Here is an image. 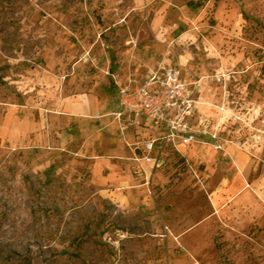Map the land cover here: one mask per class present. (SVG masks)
Wrapping results in <instances>:
<instances>
[{
  "label": "rangeland",
  "instance_id": "374dc122",
  "mask_svg": "<svg viewBox=\"0 0 264 264\" xmlns=\"http://www.w3.org/2000/svg\"><path fill=\"white\" fill-rule=\"evenodd\" d=\"M169 64L200 86L213 125L233 122L230 130L252 140L261 179L252 191L255 212L225 217L193 258L182 256L161 221L154 228L136 207L112 205L101 190L108 169L99 165L96 172L91 162L117 148L108 118L116 84L139 83ZM227 73L226 85L215 82ZM83 98L95 111L71 122L69 103ZM245 103L258 116L253 126L220 113ZM258 135H264V0H0V264H186L188 258L264 264ZM120 160L113 161H130V176L119 191L135 194L143 184L137 173L147 166L131 153ZM203 170L176 164L163 172L166 179L150 180L156 203L165 188L171 205L189 197L195 214L203 208L194 216L201 219L211 180L200 176Z\"/></svg>",
  "mask_w": 264,
  "mask_h": 264
},
{
  "label": "crops",
  "instance_id": "0c3cea01",
  "mask_svg": "<svg viewBox=\"0 0 264 264\" xmlns=\"http://www.w3.org/2000/svg\"><path fill=\"white\" fill-rule=\"evenodd\" d=\"M169 65L174 66L173 64ZM144 79L145 78H143V80ZM141 81L142 80H140V82ZM201 94L199 86L200 101H202ZM202 102L203 104L199 106V110L196 113L195 121L199 122L200 120L199 123H201L202 126L211 130L218 125L221 135V144H223L224 148L223 151H213L210 145L200 143L191 146L177 144L176 148L171 145L165 148L161 154L155 152L153 156L155 160H158L157 167L153 168L152 165L145 169L143 167L144 171H139L137 173L138 180H140V183H143L141 186L142 189L136 191L135 194L130 192L129 195L128 193L127 195L121 194L119 190L123 185L128 183L127 181L130 176V161H128V163H117L113 160H128L130 159V153L134 156L141 157L143 154L144 142L161 136L162 131L150 129L154 131V133L147 135L144 131L141 133L137 130H128L127 133L122 134L119 132L117 123L113 122V128H115L119 135L117 139V148L111 150L108 156L106 158L102 157L99 162H97V160H91L94 165V171L97 172V170H99V165L108 169V173L103 177V186L101 190L106 194V197L109 198L111 204H115L118 208L121 207L122 209L136 207L137 210H141L144 215L147 216L146 220L148 224L154 228H159L160 225H158V222L161 221L166 228L171 229L170 236L172 237V242L173 240L176 241L182 247V250L187 253H182V256L185 258H187V256H190V258L195 257L196 252L200 248L199 243L206 239L209 240L212 233L220 228L221 224L224 226L226 224L224 220L225 217L231 215L241 217L246 214L249 218L250 216L248 215L255 212L254 208L257 205V201L253 200L254 195L252 191L254 188L258 187L261 181L260 178L257 180L255 176L256 172L254 170L256 168V162L251 157L253 151L250 149L253 147H250L251 145L249 143V141L251 142L252 140L247 138V136L244 138L240 137L235 131L233 132L232 129L230 130V127H234L233 122H228L227 125H223V123H215V125H213L210 116L203 111V105L207 103H204V101ZM69 104L71 122L74 121V118L77 116H90L95 111L94 104H92L89 99L83 98L81 101ZM251 104L252 103H245L242 104L243 106L240 105L238 110L236 107L230 110H232V112H241L245 109L241 117L247 125L249 124L247 122H250V126H253V124H256L255 121L258 119V116L254 117L256 114H251ZM102 117L99 116L98 118ZM255 138L257 141H264V135H258ZM260 149L261 148L258 147V150ZM176 164H181L183 168L197 169L198 173L199 169L202 168L204 170L200 173V176L211 177L209 184L206 185L207 189L205 190L207 198H204V201L201 199V201L205 203L207 213L197 221H194V216L202 212L203 208L199 209L195 214L194 209L196 207H194L193 203L189 202V197L188 200L187 198L179 197L176 199L179 204L175 202L171 205L167 198V196L170 195L167 193V190L163 188L160 193L162 200L160 203H156L155 199L157 196H155L156 194L153 189L149 187L150 180L154 182L157 177L166 179L163 172L167 170L172 171V168ZM123 165L128 167L126 172L122 170ZM214 180H216L215 185L213 183ZM175 193L180 194V192ZM190 193V191H187L184 197H187ZM132 198H136V200H134L136 202L134 204H137L136 206L133 205ZM176 219L178 222H184V229H178V222ZM173 220L175 224H173ZM164 237L165 235H163V238ZM186 264H195V262L188 258Z\"/></svg>",
  "mask_w": 264,
  "mask_h": 264
},
{
  "label": "built area",
  "instance_id": "2783aa9c",
  "mask_svg": "<svg viewBox=\"0 0 264 264\" xmlns=\"http://www.w3.org/2000/svg\"><path fill=\"white\" fill-rule=\"evenodd\" d=\"M231 74L215 76L217 84L226 85ZM114 107L108 117L117 123L119 132L141 130V128L160 130L162 135L144 142L141 157L135 160L145 166L157 167L158 160L153 154H161L169 146L177 144L191 146L193 144L210 145L213 151H223L218 125L213 130L195 121L199 106V86L192 85L185 78L178 66H160L140 83L130 80L128 83L116 84L113 100ZM234 103V102H232ZM220 113H230L231 119L245 123L241 112L219 108Z\"/></svg>",
  "mask_w": 264,
  "mask_h": 264
}]
</instances>
